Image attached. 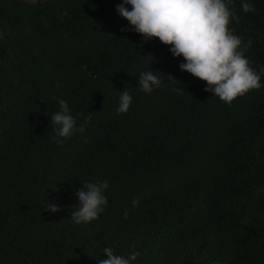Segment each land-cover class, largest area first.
I'll use <instances>...</instances> for the list:
<instances>
[{"label":"trees","instance_id":"1","mask_svg":"<svg viewBox=\"0 0 264 264\" xmlns=\"http://www.w3.org/2000/svg\"><path fill=\"white\" fill-rule=\"evenodd\" d=\"M118 2L0 0V264H98L106 246L134 264H264V87L220 100L169 45L122 30ZM241 2L229 27L259 71L264 0ZM143 71L161 87L143 92ZM58 99L90 117L62 146ZM105 180L104 212L75 224L76 189Z\"/></svg>","mask_w":264,"mask_h":264},{"label":"clouds","instance_id":"2","mask_svg":"<svg viewBox=\"0 0 264 264\" xmlns=\"http://www.w3.org/2000/svg\"><path fill=\"white\" fill-rule=\"evenodd\" d=\"M234 0H121L116 5L119 16L128 21L122 30H132L141 34L145 40L156 37L165 45L173 57H182L179 67L194 77L206 82L205 91L220 100L231 103L238 96L253 89L264 87L261 77L264 67L259 71L251 66L245 55L252 41L245 43L229 27L233 20L238 21L234 10ZM244 13L255 11L250 0H242ZM3 34L0 33V38ZM138 84L145 93H152L161 87V79L153 71H143ZM133 96L126 89L118 97L117 113H126ZM59 110L51 116L53 141L63 145L65 140L77 132H84L89 118L78 123L68 102L58 99ZM108 182H85L76 189L78 208L71 212L75 224L88 223L98 219L108 205L105 191ZM139 204L133 199L132 206ZM50 212L60 211V206L50 203L44 209ZM106 259L98 264H134L141 255L131 251L127 255L117 254L112 247H104Z\"/></svg>","mask_w":264,"mask_h":264},{"label":"rangeland","instance_id":"3","mask_svg":"<svg viewBox=\"0 0 264 264\" xmlns=\"http://www.w3.org/2000/svg\"><path fill=\"white\" fill-rule=\"evenodd\" d=\"M26 1H28V2H35V1H37V0H26ZM120 2H121V0H119L118 3H120ZM118 3H117V4H118ZM117 4H116V5H117ZM115 8H116V6H115ZM115 8H114V14H115L120 20H121V19H125V18H123V17H121V16H119V15L117 14Z\"/></svg>","mask_w":264,"mask_h":264}]
</instances>
